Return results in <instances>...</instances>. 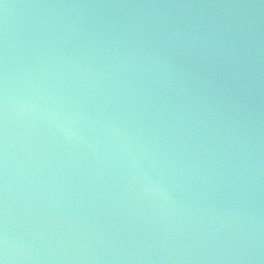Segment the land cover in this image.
Masks as SVG:
<instances>
[{"label": "water", "instance_id": "obj_1", "mask_svg": "<svg viewBox=\"0 0 264 264\" xmlns=\"http://www.w3.org/2000/svg\"><path fill=\"white\" fill-rule=\"evenodd\" d=\"M3 264H264V0H0Z\"/></svg>", "mask_w": 264, "mask_h": 264}, {"label": "snow or ice", "instance_id": "obj_2", "mask_svg": "<svg viewBox=\"0 0 264 264\" xmlns=\"http://www.w3.org/2000/svg\"><path fill=\"white\" fill-rule=\"evenodd\" d=\"M0 264H3V262H2V261H0Z\"/></svg>", "mask_w": 264, "mask_h": 264}]
</instances>
